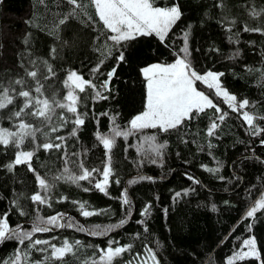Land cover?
<instances>
[{
  "label": "trees",
  "instance_id": "1",
  "mask_svg": "<svg viewBox=\"0 0 264 264\" xmlns=\"http://www.w3.org/2000/svg\"><path fill=\"white\" fill-rule=\"evenodd\" d=\"M153 4L165 8L177 5L181 11L164 41L153 34L114 45L109 39L112 33L99 19L92 0H77L78 7L69 0H0V88L8 89L13 97L12 104L0 109V128L17 132L23 119L49 133L46 140L37 132L34 141L26 139L19 149L12 143L0 145V220L6 217L10 228L30 231L38 218L65 213L75 227L54 228L35 234L33 239L51 240L57 246L65 239L81 242L72 253L54 259L50 248L40 252L29 248L27 240L18 245L15 239H5L0 241V264H9L18 251L21 264H44L46 257V264H98L100 249H106L110 241L113 247L131 245L111 264H129L150 253L149 249L158 264H227L251 237L260 259L247 258L235 264L264 261V209L245 218L247 211L264 199V132L253 135L242 118L247 111L255 117V127L264 129V0H153ZM185 33L192 68L199 74L209 70L223 73L222 86L237 97V107L243 100L248 105L233 111L212 89L198 84L222 112L208 108L167 132L144 129L127 138L117 137L110 152L113 175L107 194L94 187L95 181L102 179L97 173L91 183L56 180L49 194L53 197L51 207L33 202V194L44 193L27 164L7 167L15 154L32 151L31 168L49 183L65 167L79 174L80 162L102 173L109 154L97 140V133H110L115 126L124 130L144 111L146 78L142 69L153 63L173 62L184 47ZM120 51L124 52L123 61L118 60ZM97 65L99 71H93ZM113 68L115 74L104 89L101 85ZM31 71L37 73L36 78L27 75ZM73 71L107 96L95 99V90L87 86L84 92L75 90L78 110L88 114L75 137L70 135L71 123L57 132L50 131L61 123V114L71 117L66 110L56 109L52 125L42 123V118L13 116L22 107L23 98L16 95L22 90L41 99L64 102L70 90L64 82ZM18 80L24 85L16 84ZM37 80L43 86L42 93L34 91ZM213 121L218 127L209 136ZM56 136L65 140L57 141ZM145 137H155V141ZM44 142L66 147H36ZM158 145H164L159 155ZM209 168L219 171L209 172ZM134 179L135 183H128ZM125 189L129 204L122 201ZM177 192L182 195L174 198ZM61 197L67 200L55 202ZM73 201L85 203L89 211L99 214L84 217ZM147 205L151 206L149 213L142 215ZM122 220L126 222L120 224ZM109 228L106 235L90 234Z\"/></svg>",
  "mask_w": 264,
  "mask_h": 264
},
{
  "label": "snow or ice",
  "instance_id": "2",
  "mask_svg": "<svg viewBox=\"0 0 264 264\" xmlns=\"http://www.w3.org/2000/svg\"><path fill=\"white\" fill-rule=\"evenodd\" d=\"M74 6L77 5V0H69ZM96 13L99 19L103 22L104 26L110 30L112 35L109 39L114 45H121L124 42L131 41L137 36L153 35L155 34L161 41H164L167 33L169 32L172 25L181 16L180 8L177 5L171 7H155L153 0H92ZM63 23V21H61ZM247 31L248 29L245 28ZM253 31H260L259 29H253ZM188 33L184 34V47L177 54V58L173 63L168 64H153L149 67H145L142 71L147 80V94H146V109L141 114L136 115L131 121L130 126L127 129L121 130L118 126L112 128L110 133L100 134L97 133V140L103 145L104 149L107 151L108 164L103 169L102 173L98 169H91L83 166V162H80L77 166V174L71 169L65 167L63 173L60 176L53 178V183H49L44 177H41L35 169L31 168V158L34 153L32 151L20 150L15 154L14 162L7 165L9 169L20 164H27L30 170H32L36 175V180L40 190L31 196V200L35 203L43 204L48 207L52 206L53 197L49 195L54 186L56 180H66L72 184L79 185L81 181L92 182L94 174H100L102 179L96 180L94 183L95 189L107 194V188L110 184V178L112 177L111 168V149L115 145V140L117 137L127 138L134 135L137 131H142L144 129H157L167 132L169 129H175L179 125L185 122V120H190L193 118V113L199 115L205 112L208 108H213L217 113L222 112L217 104L213 103V99L206 95L204 91L197 89V81L206 85L208 89L214 90L215 96L223 98L228 108L233 111H239L248 105L247 100H243L239 103L237 107V97L230 94L226 88L222 86L220 78L223 73H216L212 71H207L204 74L197 73L191 66V61L189 59L190 53L187 45ZM235 55H239L237 52ZM119 61L124 60V52L120 51L118 56ZM102 63V62H101ZM100 65L93 71H99ZM51 72V68L48 69ZM115 74V68H113L109 73H107L108 80H105L101 87L107 89L111 77ZM27 75L36 78L37 73L35 71L28 72ZM16 84L24 85L23 80L15 81ZM65 85L69 87V91L64 97V102H60L53 98L51 101L48 98L41 99L39 96H34L32 92L28 90L19 91L16 95L17 97L23 98V104L19 111L13 113L14 117L21 118L22 116L28 115L32 117L42 118V123L46 125H52L53 116L57 108L66 110L67 113L72 114L71 117H65L61 114L58 119L61 122L57 126H52L50 128L51 132H57L64 125L71 123L74 125L70 135L75 137L77 135L80 126L85 124V117H87V112L81 113L78 110L79 97L75 94V90L79 92H84L85 87H89L95 90V99H107V96H103L100 91L96 90V85L91 82V80H84L83 77L77 74L75 71L68 74ZM42 85H40L39 80H37V87L35 88V93H42ZM14 91V89H13ZM13 103V97L9 95L8 89L0 88V109L6 108L9 104ZM30 111H27L29 110ZM100 115H106V113H101ZM74 117V118H72ZM242 118L247 122V125L253 129V135H260L264 132V129L255 127L254 120L255 117L249 114L247 111L243 112ZM220 120L224 119V116L219 117ZM264 119V118H262ZM218 127L216 121L211 123L208 129V135L211 136L213 131ZM19 131L10 132L7 129L0 128V145L13 144L14 147L19 149L26 139L35 140L37 132L45 137L46 140L49 139V133L43 131L40 127H34L31 124H27L21 119L18 124ZM146 140L155 141V137H145ZM55 140L63 142L65 140L64 136H56ZM264 144V140L261 141ZM62 146L66 147L62 143L44 142L42 144L36 145L38 148H43L44 150H51L53 148L59 150ZM164 145L156 146L157 154L159 155V150L162 149ZM65 156L68 153H64ZM76 155V153H72ZM155 162V161H153ZM209 172H217L218 168H209ZM139 179H151L150 177H140ZM188 179L193 180L194 183H199V181L194 180L193 177H188ZM136 180H130L128 183H135ZM115 183H119V180H115ZM88 191V189H84ZM187 194V190L183 193ZM182 193H175L174 198L180 197ZM67 200V197H61L59 200L55 201L57 203ZM122 201L124 204H129V199L127 195V190L125 189L122 195ZM73 203L78 204L80 209V214L84 217H89L92 215H98L96 211H89L88 206L85 203H80L73 201ZM150 205L145 206L142 211V215H147L149 213ZM213 207H215L213 205ZM260 209H264V199L259 200L258 203L251 210L247 211L245 218H252L255 216L256 212ZM67 219V223H62ZM126 221H120V224ZM64 227H75L72 222L71 217H66L65 213L57 212L54 215L49 216L47 219L38 218L37 222L34 223L30 231H25L21 227L16 229L10 228L7 218L0 220V241L5 239H15L18 245H24L27 240L28 247L34 248L37 251L45 252L51 249V258L62 259L66 254L72 253L74 246L78 247L80 241L69 242L67 239L64 240L61 246H57L52 243L51 240L33 239V236L37 233H48L53 231L54 228H64ZM78 230L83 231V228ZM109 229L98 230L97 232H90L91 235H106ZM55 239V237H53ZM40 245H45L47 247H37ZM131 245L113 247L112 242L106 249H100V257L98 264H111L113 259L119 256L121 253L125 252ZM247 249L245 251L244 249ZM149 252L153 259V264H158L155 261L154 253ZM27 256V252L23 253ZM247 258L260 259V252L257 249L256 241L254 237L246 239L243 241V247L240 251L234 253L233 256L229 257L227 264H235L236 261L245 260ZM47 257L45 258L44 264H46ZM9 264H21V253L18 251L14 260L10 261ZM264 264V261H261Z\"/></svg>",
  "mask_w": 264,
  "mask_h": 264
},
{
  "label": "rangeland",
  "instance_id": "3",
  "mask_svg": "<svg viewBox=\"0 0 264 264\" xmlns=\"http://www.w3.org/2000/svg\"><path fill=\"white\" fill-rule=\"evenodd\" d=\"M175 61V60H174ZM173 61V62H174ZM173 62H171V63H173ZM153 64H163V63H153ZM153 64H150V65H148V66H146V67H149V66H151V65H153ZM145 68V67H144ZM143 68V69H144ZM142 69V70H143ZM142 74H143V71H142ZM143 76H144V74H143ZM145 77V76H144ZM198 84H200V85H203L201 82H199V81H197V84H196V86H197V89L198 90H200V91H203L202 90V88L201 87H199L198 86ZM146 86H147V80H146ZM203 86H206V85H203ZM207 87V86H206ZM214 91V90H213ZM146 94H147V87H146ZM207 95V94H206ZM210 97V96H209ZM211 98V97H210ZM214 103V102H213ZM145 109H146V104H145ZM145 109H144V111H145ZM143 112V111H142ZM141 112V113H142ZM141 113H139V114H141ZM138 115V114H137ZM135 117V116H134ZM130 126V124L128 125V127ZM127 127V128H128ZM126 128V129H127ZM245 251H247V249L245 248L244 249ZM129 264H153V259H152V256H151V254L150 253H146V254H144L143 256H141L139 259H135V260H133V261H131Z\"/></svg>",
  "mask_w": 264,
  "mask_h": 264
}]
</instances>
